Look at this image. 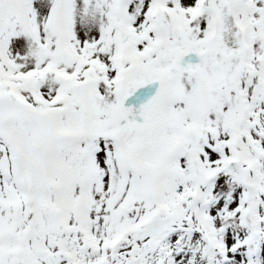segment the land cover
<instances>
[{
    "label": "snow or ice",
    "instance_id": "6c2138e0",
    "mask_svg": "<svg viewBox=\"0 0 264 264\" xmlns=\"http://www.w3.org/2000/svg\"><path fill=\"white\" fill-rule=\"evenodd\" d=\"M0 264H264V0H0Z\"/></svg>",
    "mask_w": 264,
    "mask_h": 264
}]
</instances>
